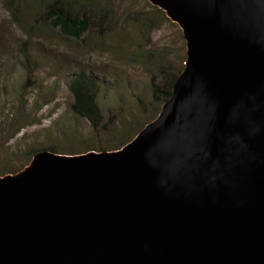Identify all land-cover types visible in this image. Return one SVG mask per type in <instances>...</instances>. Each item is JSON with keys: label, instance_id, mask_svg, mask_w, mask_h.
Listing matches in <instances>:
<instances>
[{"label": "water", "instance_id": "1", "mask_svg": "<svg viewBox=\"0 0 264 264\" xmlns=\"http://www.w3.org/2000/svg\"><path fill=\"white\" fill-rule=\"evenodd\" d=\"M183 68L116 151L0 177V264H264V0H146Z\"/></svg>", "mask_w": 264, "mask_h": 264}, {"label": "rangeland", "instance_id": "2", "mask_svg": "<svg viewBox=\"0 0 264 264\" xmlns=\"http://www.w3.org/2000/svg\"><path fill=\"white\" fill-rule=\"evenodd\" d=\"M8 2L0 0V173L21 169L26 150L53 147L76 152L104 143L67 109L65 85L75 72L91 73L102 85L96 100L102 114L124 120L150 117L151 112L146 117L142 113L152 103L149 75L135 59L141 49L136 48L137 32L125 22L127 16L151 10L146 0H104L119 25L116 37H107L103 49L82 48L45 23L34 22V0L19 5L17 23ZM149 34L143 50L158 51L178 68L185 59L178 27L159 21Z\"/></svg>", "mask_w": 264, "mask_h": 264}, {"label": "trees", "instance_id": "3", "mask_svg": "<svg viewBox=\"0 0 264 264\" xmlns=\"http://www.w3.org/2000/svg\"><path fill=\"white\" fill-rule=\"evenodd\" d=\"M22 1L9 0L8 2L11 19L17 23L19 22L17 13ZM32 5H34L32 7L34 22L45 23L50 29L56 30L64 38L78 43L82 48L103 49L105 45L103 43L107 37H116L119 21L115 19L114 12L104 0H34ZM125 20L137 32L136 48L141 49H138L135 54L136 62L149 75L152 103L148 104L147 108L143 107L142 113H145V117L148 111L152 115L150 114V117H146L145 120H139L132 116L124 120V117L121 116L119 119L110 113H107L109 116L102 114L96 101L102 85L91 73L84 70L75 72L70 75L65 85L70 97L67 109L74 118L84 121L95 137H103L104 143L97 147L86 146L89 149L76 152L59 151L53 147L26 150V158L21 169L17 171L5 170L0 173V177L18 173L27 166L33 155L41 151L65 156L81 155L87 152L116 151L130 142L147 123L157 116L161 106L171 97L172 86L183 68L184 60L175 69L164 61L158 51L143 50V46L151 39L149 33L154 29V26L159 21L167 22L168 20L161 10L151 7L149 12L136 13L134 16H127Z\"/></svg>", "mask_w": 264, "mask_h": 264}]
</instances>
